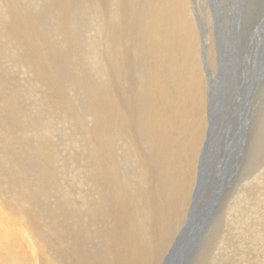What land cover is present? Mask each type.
Wrapping results in <instances>:
<instances>
[{
	"label": "rangeland",
	"instance_id": "374dc122",
	"mask_svg": "<svg viewBox=\"0 0 264 264\" xmlns=\"http://www.w3.org/2000/svg\"><path fill=\"white\" fill-rule=\"evenodd\" d=\"M155 1L0 0V240L33 235V264L39 240L50 258L86 247L90 264H163L185 226L208 128L204 49L217 71L210 4L224 34L240 9L247 48L264 0ZM250 108L237 177L191 264H264V79Z\"/></svg>",
	"mask_w": 264,
	"mask_h": 264
},
{
	"label": "water",
	"instance_id": "95a60500",
	"mask_svg": "<svg viewBox=\"0 0 264 264\" xmlns=\"http://www.w3.org/2000/svg\"><path fill=\"white\" fill-rule=\"evenodd\" d=\"M217 71L205 67L208 84L206 139L201 150L196 187L184 228L176 237L163 264H191L200 237L229 186L236 179L242 159L251 104L264 79V14L242 48L238 31L240 9L226 34L221 30L215 7ZM258 38V39H256ZM251 41V42H250ZM254 42V43H253Z\"/></svg>",
	"mask_w": 264,
	"mask_h": 264
},
{
	"label": "bare ground",
	"instance_id": "6f19581e",
	"mask_svg": "<svg viewBox=\"0 0 264 264\" xmlns=\"http://www.w3.org/2000/svg\"><path fill=\"white\" fill-rule=\"evenodd\" d=\"M166 1V0H165ZM182 1H184V0H182ZM132 2H133V0H132ZM187 3V2H186ZM139 4H141V3H139ZM163 4H164V2H161L160 0H158V4H157V2L155 1V3L152 5V7L151 8H153V7H155L154 8V10L157 12V11H160L161 9H163ZM139 6V5H138ZM23 8V7H22ZM119 12V11H118ZM180 12V11H179ZM187 12V11H186ZM190 12V11H189ZM23 13V12H22ZM123 13V12H122ZM177 13V12H176ZM151 14H153L152 13V10H151ZM6 15V14H5ZM111 17V16H110ZM197 17H198V19H199V15L197 14ZM171 18V17H170ZM191 18V17H190ZM172 20V19H171ZM20 21V20H19ZM191 23V22H190ZM110 26V25H109ZM47 30V29H46ZM193 30V29H192ZM17 32V31H16ZM59 35V34H58ZM26 39V38H25ZM27 40V39H26ZM46 40V39H45ZM47 42V41H46ZM166 42V41H165ZM56 43V42H55ZM179 43V42H178ZM203 43V42H202ZM187 46V45H186ZM203 46V45H202ZM204 47V46H203ZM205 50V49H204ZM10 52V51H9ZM152 52V51H151ZM110 54H111V52H110ZM110 54H109V58H110ZM164 54V53H163ZM5 57V56H4ZM175 57V56H174ZM111 59H112V57H111ZM174 59V58H173ZM202 59H203V56H202ZM204 59H205V56H204ZM203 59V60H204ZM127 62V61H126ZM203 63H204V61H203ZM173 66H175V65H173ZM205 66H206V63H205ZM121 67V66H120ZM150 67V66H149ZM153 67V66H152ZM123 68V67H122ZM203 69H204V67H203ZM124 70V69H123ZM63 73V72H62ZM62 75V74H61ZM148 76V75H147ZM145 77V76H144ZM166 84V83H165ZM91 85V84H90ZM151 85V84H150ZM197 85V84H196ZM182 86V85H181ZM200 86V85H199ZM59 87V86H58ZM168 87V86H167ZM188 87V86H187ZM196 87V86H195ZM145 88V87H144ZM144 88H142V89H144ZM193 88H194V86H193ZM200 88V87H199ZM198 88V89H199ZM141 89V90H142ZM194 90V89H193ZM196 90V89H195ZM132 91V90H131ZM180 91V90H179ZM142 92V91H141ZM49 93V92H48ZM197 94V93H196ZM195 96V95H194ZM201 96H203V95H201ZM204 97V96H203ZM114 98V97H113ZM114 100V99H113ZM173 101V100H172ZM62 103V102H61ZM116 103V102H115ZM184 103V102H183ZM181 104V103H180ZM190 104V103H189ZM198 104V103H197ZM203 104V103H202ZM113 105V104H112ZM167 105V104H166ZM205 105V104H204ZM179 106V105H178ZM184 106H185V104H184ZM203 106V105H202ZM171 107V106H170ZM173 107H175V106H173ZM193 107V106H192ZM199 107V106H198ZM203 108H205V107H203ZM176 109V108H175ZM188 109H190V108H188ZM192 109V108H191ZM190 109V110H191ZM3 110V109H2ZM173 110V109H172ZM171 111V110H170ZM177 113V112H176ZM180 113V112H179ZM172 115V114H171ZM186 116V115H185ZM186 118V117H185ZM189 118V117H188ZM193 118V117H192ZM185 120V119H184ZM196 120V119H195ZM188 121V120H187ZM192 121V120H191ZM196 123H197V120H196ZM199 123V122H198ZM185 124H187V123H185ZM188 125V124H187ZM186 125V126H187ZM181 126V125H180ZM185 126V127H186ZM181 127H183V126H181ZM184 127V128H185ZM190 127H191V125H190ZM189 127V128H190ZM201 128V127H200ZM190 129H192V128H190ZM188 130V129H187ZM182 131V130H181ZM180 133V132H179ZM201 133V132H200ZM161 134V133H160ZM158 136L159 135H157V137L156 138H158ZM163 136V135H162ZM175 136V135H174ZM173 136V137H174ZM133 137V136H132ZM141 137V136H140ZM108 138V137H107ZM106 138V139H107ZM111 138V137H110ZM148 139V138H147ZM167 139V138H166ZM200 139V138H199ZM149 140V139H148ZM113 141V140H112ZM140 141H142L141 139H140ZM147 140L145 139V142H146ZM184 141V140H183ZM107 143V142H106ZM110 143V142H109ZM149 143V142H148ZM147 143V144H148ZM142 144H143V142H142ZM146 144V143H145ZM164 144V143H163ZM162 144V145H163ZM146 146V145H145ZM165 146V145H164ZM139 147V146H138ZM166 147V146H165ZM168 147V146H167ZM155 148V147H154ZM164 149V148H163ZM159 152V151H158ZM111 153V152H110ZM113 153H115V151L113 152ZM125 153V152H124ZM149 153V152H148ZM97 154V153H96ZM133 154V153H132ZM157 154V153H156ZM124 155V154H123ZM129 155H131V154H129ZM151 155V154H150ZM157 155H159V154H157ZM156 155V156H157ZM162 155V154H161ZM112 156V155H111ZM115 156V155H114ZM113 156V157H114ZM153 156V155H152ZM155 156V155H154ZM150 157V156H149ZM158 157V156H157ZM161 157V156H160ZM164 157V156H163ZM162 157V158H163ZM116 158V157H115ZM113 158H111V160H112ZM125 159V158H124ZM152 159V158H151ZM154 159V158H153ZM106 160V159H105ZM155 160V159H154ZM171 160H172V158H171ZM109 161V160H108ZM120 161V160H119ZM119 161H118V163H119ZM136 161V160H135ZM134 161V163H135V170H133V173H134V171H135V174L136 173H138L139 172V170H138V166H136V163L137 162H135ZM162 161H163V159H162ZM175 161V160H174ZM174 161H173V163H174ZM145 162H147L148 163V161H145ZM172 162V161H171ZM111 163V162H110ZM115 163H117V162H115ZM134 163H133V165H134ZM161 163V162H160ZM152 164V163H151ZM151 168V167H150ZM155 168V167H154ZM157 169H158V167H157ZM149 170V169H148ZM155 171H157V170H155ZM125 173H128L129 175H130V170H126L125 169ZM157 173V172H156ZM134 174V175H135ZM136 175H138V174H136ZM135 175V176H136ZM132 176V175H131ZM8 177V176H7ZM134 177V176H133ZM150 177V176H149ZM148 177V178H149ZM154 177V176H153ZM136 178V177H135ZM18 180V179H17ZM124 180H125V182L124 183H126L127 181H128V179H127V177L125 176L124 177ZM134 180V179H133ZM154 180V179H153ZM130 181L132 182V180L130 179ZM145 181V180H144ZM147 181V180H146ZM133 183V182H132ZM145 183V182H144ZM180 183V182H179ZM152 184V183H151ZM165 184V183H164ZM178 184V183H177ZM129 185V184H128ZM181 185V184H180ZM165 186V185H164ZM88 187V186H87ZM129 187V186H128ZM124 188V187H123ZM125 188H126V186H125ZM124 188V189H125ZM138 188H140V187H138ZM150 188V187H149ZM152 188V187H151ZM167 188V187H166ZM123 189V190H124ZM129 189V188H128ZM138 190V189H137ZM163 191H165V190H163ZM168 191V190H167ZM186 191V190H185ZM116 192V191H115ZM148 192V191H147ZM91 193V192H90ZM117 193V192H116ZM125 192H122V194H124ZM12 194V193H11ZM111 194V193H110ZM126 194V193H125ZM143 194H145V193H143ZM142 194V195H143ZM176 194V193H175ZM114 195V194H113ZM121 195V194H120ZM120 195H119V198H120ZM137 195V194H136ZM115 196H116V194H115ZM122 196V195H121ZM156 196V195H155ZM50 197V196H49ZM107 197V196H106ZM110 197H112V196H109V198ZM136 197H138V196H136ZM141 197H143V196H141ZM105 198V197H104ZM113 198V197H112ZM139 198V197H138ZM137 198V199H138ZM145 198H146V196H145ZM153 198V197H152ZM156 198V197H155ZM14 199V198H13ZM115 199H117V198H115ZM168 199H170V198H168ZM69 200V199H68ZM110 200H112L111 198H110ZM114 200V199H113ZM140 200V199H139ZM175 200V199H174ZM124 201V200H123ZM148 201V200H147ZM104 202V201H103ZM110 202V201H109ZM114 202H115V200H114ZM122 202V201H121ZM141 202V201H140ZM152 202V201H151ZM162 202V201H161ZM171 202V201H170ZM90 203V202H89ZM117 203H118V201H117ZM123 203V202H122ZM130 203H132V202H130ZM129 203V204H130ZM136 203H137V200H136ZM159 203V202H158ZM62 204V203H61ZM95 204V203H94ZM111 204V203H110ZM124 204V203H123ZM122 204V205H123ZM138 204V203H137ZM147 204V203H146ZM149 204V203H148ZM148 204L146 205V206H148ZM161 204V203H160ZM14 205V204H13ZM100 205V204H99ZM112 205V204H111ZM110 205V206H111ZM117 205H119V203L117 204ZM163 205V204H162ZM17 206V205H16ZM101 206V205H100ZM113 206H115V205H113ZM113 206H111V207H113ZM130 206V205H129ZM135 206V205H134ZM134 206H133V208H134ZM157 206V205H156ZM13 207V206H12ZM65 207V206H64ZM90 207V206H89ZM94 207V206H93ZM97 207V206H96ZM116 207V206H115ZM136 207V206H135ZM139 207H141V205L139 206ZM152 207V206H151ZM61 208V207H60ZM104 208V207H103ZM118 209H120L119 208V206L117 207ZM39 209V208H38ZM68 209V208H67ZM124 209V208H123ZM137 209V208H136ZM141 209L143 210V208L141 207ZM149 209V208H148ZM146 210V209H145ZM185 210V209H184ZM54 211V210H53ZM62 211V210H61ZM100 211V210H99ZM98 211V212H99ZM121 211V210H120ZM133 211V210H132ZM150 211V210H149ZM148 211V212H149ZM105 212V211H104ZM119 212V211H118ZM123 212V211H122ZM121 212V213H122ZM137 212V211H136ZM143 212H144V210H143ZM145 212H147V211H145ZM147 212V213H148ZM152 212V211H151ZM49 213V212H48ZM101 213V212H100ZM128 213V212H127ZM139 213H140V211H139ZM18 214H20L21 215V217L23 218V214L19 211L18 212ZM97 214V213H96ZM120 214V213H119ZM118 214V215H119ZM124 215H126L127 216V214H125V213H123ZM152 214V213H151ZM94 215V214H93ZM131 215H132V213H131ZM149 215H150V213H149ZM26 216V215H25ZM129 216V215H128ZM127 216V217H128ZM133 216V215H132ZM134 216H136V218H137V215L135 214ZM139 216H140V214H139ZM151 216V215H150ZM50 217V216H49ZM55 217V216H54ZM59 217V216H58ZM124 217V216H123ZM145 217V216H144ZM148 217V216H147ZM26 218V217H25ZM122 218V217H121ZM120 218V219H121ZM126 218V217H125ZM125 218H123V219H125ZM139 218V217H138ZM150 218V217H149ZM32 219V218H31ZM67 219V218H66ZM89 219V218H88ZM131 219V218H130ZM78 220V219H77ZM106 220V219H105ZM133 220V219H132ZM134 220H135V218H134ZM143 220V219H142ZM145 220V219H144ZM143 220V221H144ZM156 220V219H155ZM160 220V219H159ZM124 221V220H123ZM125 221H126V219H125ZM125 221H124V223L122 222V224H125ZM127 221H128V219H127ZM131 221V220H130ZM136 221V220H135ZM146 221H148V220H146ZM38 222V221H37ZM107 222V221H106ZM137 222V221H136ZM135 222V223H136ZM139 222V221H138ZM151 222V221H150ZM156 222V221H155ZM50 223V222H49ZM102 223V222H101ZM111 223V222H110ZM129 223V222H128ZM131 223V222H130ZM132 223H133V221H132ZM134 223V224H135ZM149 223V222H148ZM51 224V223H50ZM56 224V223H55ZM138 224V223H137ZM48 225V224H47ZM70 225V224H69ZM103 225H105V224H103ZM129 225V224H128ZM124 226V225H123ZM134 226V225H133ZM138 226V225H137ZM174 226V225H173ZM67 227H68V225H67ZM118 227V226H117ZM127 227V226H126ZM129 227V226H128ZM127 227V229L128 230H130L129 228ZM154 227H156V226H154ZM72 228H73V226H72ZM133 228V227H132ZM27 229H29V228H27ZM91 229V228H90ZM123 229H125V227H123ZM136 229V228H135ZM134 229V230H135ZM138 229H140V227L138 228ZM150 229V228H149ZM41 230V229H40ZM39 230V231H40ZM98 230V229H97ZM155 230H156V228H155ZM94 231H95V229H94ZM126 231V230H125ZM144 231H146V230H144ZM154 231V230H153ZM69 232V231H68ZM112 232V231H111ZM127 232V231H126ZM129 232V231H128ZM135 232V231H134ZM140 232V231H139ZM141 232H143L142 231V228H141ZM157 232V231H156ZM42 233H44V232H42ZM63 233V232H62ZM66 233V232H65ZM85 233V232H84ZM93 233V232H92ZM130 233V232H129ZM147 233H149V232H147ZM160 233V232H159ZM30 235H31V233H29ZM40 234H41V232H40ZM55 234V233H54ZM83 234V233H82ZM132 234H133V230H132ZM160 234H162V233H160ZM24 235L26 236V237H24ZM58 235V234H57ZM143 235V234H142ZM141 235V236H142ZM151 235V234H150ZM36 236V235H35ZM77 236H78V234H77ZM103 236V235H102ZM112 236V235H111ZM129 236V235H128ZM131 234H130V239H131ZM139 236H140V233H139ZM10 237L14 240V241H12V243L9 245V246H6V244H4L1 240H0V264H33V262H32V260H30L29 259V255H27V251H26V249L28 248V245H30V239L29 238H34L33 237V235H31V237L29 236V235H27L26 234V232H24L23 233V235L22 234H20L19 232H18V230H14V231H12V234L10 235ZM43 237H46V236H43ZM97 237V236H96ZM99 237V236H98ZM119 237V236H118ZM137 238H138V236H136ZM143 237H145L144 235H143ZM148 237V236H147ZM1 238V237H0ZM38 238H40L39 236H38ZM126 238V237H125ZM132 238H133V236H132ZM41 239H43V238H41ZM60 239V238H59ZM64 239V238H63ZM72 239V238H71ZM129 239V240H130ZM142 239V238H141ZM160 239V238H159ZM90 240V239H89ZM134 240H137V239H135L134 238ZM134 240H133V242H134ZM145 240H147L146 238H145ZM151 241V240H150ZM41 241L39 240V242L38 241H34L33 243V245H34V247H36L37 248V251H36V258H37V261L39 262V264H48L49 263V260H50V262H53V263H55V264H90V260H88L87 259V254H88V252H89V250H87L86 249V247H85V251L84 250H82V252H80L79 251V259H78V262L77 261H75L74 259H68L64 254H62V255H64V256H62V255H60V256H57L56 258H54V256H52L51 258L53 259V260H51V258L50 257H48L47 255H46V251L44 250V252H43V250H42V245H40L41 243H40ZM45 242H46V240H45ZM49 242V241H48ZM78 242V241H77ZM77 242H75L74 241V243H77ZM82 242V241H81ZM89 242V241H88ZM87 242V243H88ZM125 242H127V238H126V240H125ZM124 242V243H125ZM137 242V241H136ZM146 242H148V240L146 241ZM40 243V244H39ZM74 243L72 244V245H74ZM129 243V242H128ZM152 243V242H151ZM62 244V243H61ZM64 244V243H63ZM71 244V243H70ZM78 244H80V243H77V245ZM84 244V243H83ZM92 244V243H91ZM104 244V243H103ZM147 244V243H146ZM155 244V243H154ZM71 245V246H72ZM76 245V244H75ZM98 245V244H97ZM97 245H95V246H97ZM134 245V244H133ZM148 246H149V244H147ZM52 246V245H51ZM70 246V245H69ZM80 246V245H79ZM82 246V245H81ZM154 246V245H153ZM46 247V246H45ZM62 247V246H61ZM65 247H66V245H65ZM68 247V246H67ZM84 247V246H83ZM139 247V246H138ZM147 247V246H146ZM145 247V248H146ZM151 247V246H150ZM47 248H48V245H47ZM46 248V249H47ZM64 248V247H63ZM73 248V247H72ZM75 248V247H74ZM89 248V247H88ZM134 248H136V246L134 247ZM71 249V248H70ZM78 249H80V248H78ZM96 249V248H95ZM100 249V248H99ZM140 249H143V247L142 248H140ZM151 249V248H150ZM57 250V249H56ZM63 250V249H62ZM135 250H137V249H135ZM24 252L26 255L24 256V258H20L18 255L20 254V252ZM74 251V250H73ZM76 251V250H75ZM78 251V250H77ZM100 251V250H99ZM153 251V250H152ZM50 252V251H49ZM55 252V251H54ZM59 252H60V250H59ZM62 252H64V251H62ZM69 252V251H68ZM72 252V251H71ZM103 252V251H102ZM142 252H144V251H141L140 253H141V256H142ZM146 252V251H145ZM67 253V252H66ZM73 253V252H72ZM71 253V254H72ZM89 253H91V252H89ZM95 253V252H94ZM139 253V254H140ZM148 253H150V251L148 252ZM147 253V254H148ZM48 254V253H47ZM58 254V253H57ZM61 254V253H60ZM67 254H69V253H67ZM138 253H137V255H139ZM70 255V254H69ZM73 255V254H72ZM99 255V254H98ZM144 255V254H143ZM146 255V254H145ZM71 256V255H70ZM97 256V255H96ZM102 257V256H101ZM123 257V256H122ZM138 257H140V255L138 256ZM142 257H144V256H142ZM20 259V260H19ZM93 259V258H92ZM134 259V258H133ZM64 260H65V262H64ZM137 261V260H136ZM149 261V260H148ZM48 262V263H47ZM151 262V261H150ZM149 263V262H148ZM94 264V263H93Z\"/></svg>",
	"mask_w": 264,
	"mask_h": 264
}]
</instances>
